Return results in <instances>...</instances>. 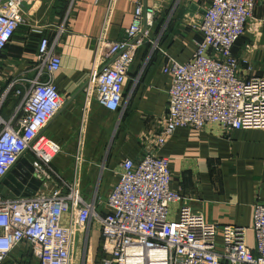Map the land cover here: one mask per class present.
<instances>
[{
    "label": "built area",
    "instance_id": "built-area-1",
    "mask_svg": "<svg viewBox=\"0 0 264 264\" xmlns=\"http://www.w3.org/2000/svg\"><path fill=\"white\" fill-rule=\"evenodd\" d=\"M32 1L0 0V53L16 30L28 23ZM262 2L200 3L203 12L194 25L199 39L192 57L180 63L164 54L162 72L169 73L172 82L160 118L162 128L150 137L140 158L120 162L117 183L106 198L97 201H85L82 196L79 151L70 180L51 165L62 149L44 131L64 102L52 79L61 64L56 47L63 23L52 38L39 37L32 77L17 76L0 87V179L18 157L27 154L33 159L31 175L40 182L34 195L0 192V264L21 243L30 247L37 264H73L75 247L85 251L94 223L100 233L97 264H264V204L253 207L255 246L250 248L244 226L211 222L183 202L184 197L170 187L173 176L168 158L157 154L179 127L217 124L225 134L236 129L264 130V77L243 78L240 60L233 53L247 30L254 32L264 25V18L256 19L254 28L248 25ZM135 7L121 38L98 39L101 63L82 85L81 124L93 100L111 111L123 109L133 53L147 41L158 48V40L150 38L155 7L141 2ZM12 96L19 100L4 116L3 108Z\"/></svg>",
    "mask_w": 264,
    "mask_h": 264
},
{
    "label": "crops",
    "instance_id": "crops-1",
    "mask_svg": "<svg viewBox=\"0 0 264 264\" xmlns=\"http://www.w3.org/2000/svg\"><path fill=\"white\" fill-rule=\"evenodd\" d=\"M33 1L28 5V23L16 30L0 53V87L17 76L32 77L37 40L41 36L52 38L63 23L56 47L61 64L52 79L64 102L44 131L62 149L51 165L68 181L74 175L79 151L84 200L106 198L119 179L120 162L140 158L150 137L162 128L160 118L166 111L172 82V76L162 72L164 54L180 63L192 57L199 39L194 25L203 12L200 3L205 0ZM137 2L155 7L150 38L158 40V48L147 41L133 53L123 89V109L111 111L93 100L81 124L82 85L101 63L98 39L121 38L131 24ZM262 18L264 2L257 5L248 25L254 28V21ZM233 53L240 60L238 70L243 78L264 77V25L254 32L247 30ZM18 100L15 96L8 100L4 116L13 111ZM157 154L168 158L173 176L170 187L184 197V203L211 222L244 226L247 245L254 248L253 207L264 204L263 129H236L225 134L217 124L199 129L179 127ZM178 206L173 207L172 214ZM99 235V226L92 224L86 250L73 264H97ZM5 258L2 264H37L26 243L15 246Z\"/></svg>",
    "mask_w": 264,
    "mask_h": 264
},
{
    "label": "water",
    "instance_id": "water-1",
    "mask_svg": "<svg viewBox=\"0 0 264 264\" xmlns=\"http://www.w3.org/2000/svg\"><path fill=\"white\" fill-rule=\"evenodd\" d=\"M29 155L18 157V161L9 172L0 179V192L8 196L34 195L39 185V180L31 175V161ZM26 185V187H24Z\"/></svg>",
    "mask_w": 264,
    "mask_h": 264
},
{
    "label": "rangeland",
    "instance_id": "rangeland-1",
    "mask_svg": "<svg viewBox=\"0 0 264 264\" xmlns=\"http://www.w3.org/2000/svg\"><path fill=\"white\" fill-rule=\"evenodd\" d=\"M80 250H82V249H79V246L77 245L76 247H75V249H74V251H73V253H72V256H73V263H75L76 262V260H77V258H82V257H80V255L82 256V254H81V252H83V251H80ZM86 250V249H85ZM80 251V252H79ZM78 256V257H77Z\"/></svg>",
    "mask_w": 264,
    "mask_h": 264
}]
</instances>
